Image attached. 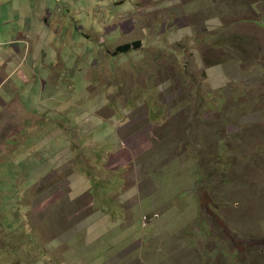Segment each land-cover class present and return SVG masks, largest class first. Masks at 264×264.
Here are the masks:
<instances>
[{
  "label": "rangeland",
  "instance_id": "374dc122",
  "mask_svg": "<svg viewBox=\"0 0 264 264\" xmlns=\"http://www.w3.org/2000/svg\"><path fill=\"white\" fill-rule=\"evenodd\" d=\"M189 1L0 0V264H264V0Z\"/></svg>",
  "mask_w": 264,
  "mask_h": 264
},
{
  "label": "crops",
  "instance_id": "0c3cea01",
  "mask_svg": "<svg viewBox=\"0 0 264 264\" xmlns=\"http://www.w3.org/2000/svg\"><path fill=\"white\" fill-rule=\"evenodd\" d=\"M192 1L190 0L189 1V3H191ZM207 3H210L208 6H205ZM215 4V0H204L203 2H200V3H198V5H195L196 7H197V11H196V13H198V14H200L201 15V17L203 18L204 17V14L203 13H205V12H208V8H210V9H212L213 7H211L212 5H214ZM192 5H194V3H191V6ZM194 6V7H195ZM237 25V29H239V30H241V26H243V25H249V24H236ZM208 26V25H207ZM249 27V26H248ZM208 31H211L210 29L211 28H206ZM243 32H244V30H242ZM238 32V31H237ZM224 66H225V64H224ZM6 79V75L5 74H3V73H1L0 74V82H3L4 80ZM19 102H18V100H14L12 103H11V105L10 106H8V108L9 109H11V108H13L14 106H19V104H18Z\"/></svg>",
  "mask_w": 264,
  "mask_h": 264
},
{
  "label": "trees",
  "instance_id": "16d2710c",
  "mask_svg": "<svg viewBox=\"0 0 264 264\" xmlns=\"http://www.w3.org/2000/svg\"><path fill=\"white\" fill-rule=\"evenodd\" d=\"M137 44H138V42H134L133 44H128V43H126V44H124V45H120V46L118 47V49H120V50H122V51H126V50H128L130 47H132L133 45H134V46H137Z\"/></svg>",
  "mask_w": 264,
  "mask_h": 264
}]
</instances>
